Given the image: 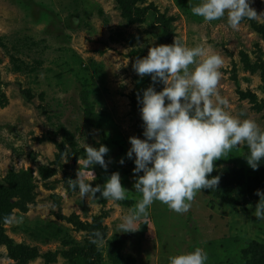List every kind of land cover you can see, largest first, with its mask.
I'll use <instances>...</instances> for the list:
<instances>
[{"label": "rangeland", "instance_id": "374dc122", "mask_svg": "<svg viewBox=\"0 0 264 264\" xmlns=\"http://www.w3.org/2000/svg\"><path fill=\"white\" fill-rule=\"evenodd\" d=\"M198 3L131 0L130 14L146 21L128 24L118 0H0V233L13 243H0V264H169L195 247L207 252L206 264H264L256 204L231 205L203 190L187 213L157 201L137 231H119L141 198L126 152L129 137L144 138L133 64L149 47L175 38L210 47L224 60L218 92L226 110L264 128V0H250L262 15L239 29L227 16L193 15ZM86 144L110 149L107 170L92 166L93 186L119 172L126 200H80L70 189L78 172L91 175L82 167ZM248 151L242 145L214 161V170H228L214 176L233 188L242 174L246 186L264 187ZM96 231L103 239L93 243Z\"/></svg>", "mask_w": 264, "mask_h": 264}, {"label": "clouds", "instance_id": "9594fccd", "mask_svg": "<svg viewBox=\"0 0 264 264\" xmlns=\"http://www.w3.org/2000/svg\"><path fill=\"white\" fill-rule=\"evenodd\" d=\"M191 11L206 22L227 16L232 29H239L245 19L262 15L250 6V0H200ZM223 65L222 56L210 47L190 48L176 38L172 44L149 47L145 57L135 60L133 67L140 77L148 75L153 84L162 82L164 87L157 91L150 85L137 97L144 138L129 137L131 147L126 156L134 160L133 173L137 175L133 187L141 198L122 217L119 231H137L141 226L138 222L148 216V209L157 201L176 213H187L198 192L217 188L220 176L210 175L214 161L233 149L247 146L249 151L243 156L253 170L264 161V128L253 119L241 118L243 114L227 111V101L219 95ZM109 151L103 144H86L82 167L91 175L78 172L69 184L72 191L78 190L80 200H96L97 193L113 202L128 198L119 172H113L103 185L91 183L96 179L92 166L98 164L107 170ZM119 163L123 165L124 158ZM256 194L259 200L254 216L264 221V191L257 189ZM90 239L98 243L103 235L96 231ZM207 260V252L195 247L170 256L169 264H206Z\"/></svg>", "mask_w": 264, "mask_h": 264}, {"label": "trees", "instance_id": "16d2710c", "mask_svg": "<svg viewBox=\"0 0 264 264\" xmlns=\"http://www.w3.org/2000/svg\"><path fill=\"white\" fill-rule=\"evenodd\" d=\"M120 2L121 7L125 10V16L128 17V24H133L135 22H144L146 21V14H139L132 16L130 14L131 11V0H118ZM131 16V18H130ZM135 88L133 92H135L138 89V94L142 95V92L144 89L149 87L150 85H153V82L151 80V77L146 75L144 77H138L137 81L135 83ZM84 104V103H83ZM84 105H88L87 102H85ZM85 106L86 111H91L92 109H87ZM97 111V110H96ZM97 117H100L99 115H96ZM248 153V152H246ZM259 171L264 173V161L261 162L259 168ZM228 171L226 169H219L214 170L210 175L214 176L215 174H218L219 172H222L223 174ZM242 174H239L238 178L236 179V184L232 188V186H228V181H223V178H220L219 185L216 189H202L207 194H212L215 197H217L219 200L233 205H247V204H256L259 200V196L256 194L255 187H251V185L246 186V181L243 180ZM257 183V180H255ZM258 189L261 191H264V187L260 186ZM0 243L1 244H8L10 245V249L13 248L12 241L8 240L6 237L2 235V232L0 233Z\"/></svg>", "mask_w": 264, "mask_h": 264}]
</instances>
